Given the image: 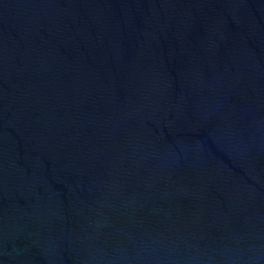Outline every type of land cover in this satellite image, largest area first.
I'll return each mask as SVG.
<instances>
[{"label": "water", "instance_id": "1", "mask_svg": "<svg viewBox=\"0 0 264 264\" xmlns=\"http://www.w3.org/2000/svg\"><path fill=\"white\" fill-rule=\"evenodd\" d=\"M0 264H264V0H0Z\"/></svg>", "mask_w": 264, "mask_h": 264}]
</instances>
